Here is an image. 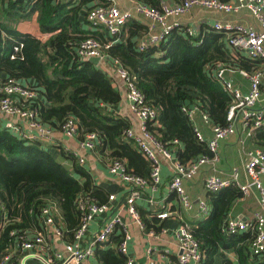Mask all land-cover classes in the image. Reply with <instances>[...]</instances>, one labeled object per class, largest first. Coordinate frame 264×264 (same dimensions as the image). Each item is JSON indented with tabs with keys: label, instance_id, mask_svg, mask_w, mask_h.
<instances>
[{
	"label": "trees",
	"instance_id": "obj_1",
	"mask_svg": "<svg viewBox=\"0 0 264 264\" xmlns=\"http://www.w3.org/2000/svg\"><path fill=\"white\" fill-rule=\"evenodd\" d=\"M94 1L0 0V73L5 75L0 79L14 77L36 87L39 97L31 109L37 111L39 122L60 130L73 116L81 137L97 132L103 155L125 161L129 173L148 178L152 163L126 138L131 122L101 105L119 103L121 92L110 75L78 54V46L92 32L82 27V10L88 5L90 9ZM138 1L152 7L160 5V0ZM31 15L37 16L42 36L10 27L15 17ZM146 29L130 19L120 33H127V37L113 44L109 55L128 70L146 102L161 110L159 121H150L147 127L167 148L176 151L181 163L211 156L207 139L197 137L195 124L184 108L197 105L212 126H226L232 95L224 89L218 71L228 67L251 72L263 60L230 48L224 32L191 35L184 26L158 45L141 51L137 40ZM20 42L23 48L12 58L13 47ZM250 140L264 147V126L257 128ZM61 156L72 167L56 159L41 142L20 138L0 123V255L16 250L25 232L30 231L29 236L44 230L42 209L50 199L56 200L61 210L58 226L65 241H73L82 224L85 212L78 206L80 197L92 198L98 204L108 200V192L95 185L93 176L73 154L63 151ZM243 197L236 184L208 193L210 213L189 223L200 244V264H215L216 255L230 249L236 257L223 255L222 264H264V252L255 254L251 249L253 229L236 234L225 231L234 204ZM149 215L150 219L142 215L147 229L158 231L160 219ZM14 230L17 234L12 237ZM121 239L115 234V247L96 250L100 264L126 262L117 248Z\"/></svg>",
	"mask_w": 264,
	"mask_h": 264
},
{
	"label": "built area",
	"instance_id": "obj_2",
	"mask_svg": "<svg viewBox=\"0 0 264 264\" xmlns=\"http://www.w3.org/2000/svg\"><path fill=\"white\" fill-rule=\"evenodd\" d=\"M194 7H201L214 12L231 15L242 10H247L257 21V25L238 24L235 26H224L217 22L214 30L226 34V42L230 48L240 51L247 57L262 59L263 62L251 72L234 68L223 67L218 71L224 89L232 95V103L228 110L226 126H212L208 116L200 110L197 105L184 108L195 124V131L200 140L204 139L203 133L197 121L196 115L202 116L205 123L212 126V137L208 140V147L211 156H202L189 163H181L179 158L174 157L176 151L167 148L148 129L147 123L158 122L161 110L149 105L143 92L137 87L127 69L119 60L112 58L108 51L117 43L121 36L123 26L133 19L135 14H140L146 19V31L138 38V48L141 51L150 46L163 42L177 27H182L180 18L186 15ZM89 24L95 29H102L105 35H89L78 46V54L83 59L100 57L101 61L110 58L116 66L119 78L125 88V97L130 104L132 112L139 121L138 127L131 126L126 131V138L132 141L139 151L152 163V170L148 178L129 173L126 162L120 159H109L107 163L110 173L116 176L122 184L127 186V194L121 202L120 211L111 217L103 226L92 234L87 246H82L81 241L86 235L94 218L105 213L109 208L108 202L116 200L115 195H109L108 200L98 204L94 199L80 197L78 206L85 212L82 224L78 228L73 241L63 239V230L58 226V219L55 211H58V202L50 199L42 209L43 231L32 232L28 236L25 232L21 241L17 243L16 250L0 255V264H83L90 257L95 255L96 248L101 245L110 246L111 237L119 224L122 223L121 213H127L141 228L152 236H158L154 229L148 230L138 210V201L145 196V189L152 187L157 189L162 182L163 161L170 162L174 167V173L170 180V189L185 210L190 212L194 208V202L186 191L185 182L191 181L200 171L202 166L219 159V147L223 140L238 134L242 131L243 140L250 139L257 128L264 126V109L258 104L262 100L264 88V0H160L159 7H152L136 0L132 9H121L113 0H95L93 6L84 12ZM187 30L191 35H196V29L191 26ZM23 48V43L13 47L12 58ZM227 71H237L244 78L248 79L249 87L244 91L232 79L225 76ZM39 97V92L29 82L9 77L0 79V112L6 116L2 127L8 130H32L34 133H23L20 138L35 140L39 139L46 143L54 139L55 129L46 126L38 121L37 111L31 109L32 103ZM106 107V104L101 103ZM60 131L68 138H80V146L75 151H70L80 165L85 164V157L81 151L99 150V134L90 131L84 137L80 136L78 122L73 116L68 117L62 124ZM16 135V134H14ZM178 143V141H175ZM246 162L244 172L247 177L245 183L240 182V172L233 169L228 177L217 174L209 175L205 180V187L209 192H219L232 184L238 185L244 196L256 188L259 192V204L261 210L254 215V223L241 220L238 217L229 215L225 225L228 234H236L253 229L255 238L251 249L255 254L264 252V147L258 146L246 150ZM150 203L154 198L149 197ZM199 212L202 216L210 213V207L205 200L199 202ZM159 219L169 216L168 212H159ZM3 221L1 227L5 224ZM49 229L62 241L63 248L56 249L48 237ZM17 232L11 231L10 236L15 237ZM175 236L179 243L180 253L179 264H200L202 252L198 240L192 233V227L187 222L175 230ZM132 240L131 234L126 232L117 248L120 253L126 256L124 264H133L132 258L128 256L129 244Z\"/></svg>",
	"mask_w": 264,
	"mask_h": 264
},
{
	"label": "crops",
	"instance_id": "obj_3",
	"mask_svg": "<svg viewBox=\"0 0 264 264\" xmlns=\"http://www.w3.org/2000/svg\"><path fill=\"white\" fill-rule=\"evenodd\" d=\"M69 1V0H63ZM179 2L181 0H173ZM121 9H132L135 5L136 0H113ZM94 3V2H93ZM92 5V4H91ZM89 5L85 6L82 11H88ZM15 19V18H14ZM13 19V20H14ZM13 20L10 21L11 26ZM133 20L139 21L142 24H146V19L140 14H135ZM220 22L222 25H257L256 19L247 11L242 10L238 13L226 15L220 12H214L201 7H194L186 15L180 18V23L184 26H191L196 29V32L210 31L214 30V25ZM91 30L89 35H105L106 32L102 29L98 30L93 28L86 19L84 13V25L82 26ZM17 27L14 26L13 29ZM18 30V28H17ZM40 30V28H39ZM41 32V31H40ZM121 38L125 39L127 33L120 34ZM42 36V35H40ZM99 67L103 72L110 75L113 80V84L121 92V101L114 105H107L106 109L112 111L114 114L120 117L128 119L132 126L138 127L139 121L132 112L129 102L125 97V88L122 80L119 78L116 66H114L113 60L107 58L105 61H101ZM3 73H0V78L4 77ZM225 76L232 79L236 84H238L244 91H247L249 87L248 79L244 78L237 71H227ZM264 86V85H263ZM264 89V88H263ZM46 103V102H45ZM47 104V103H46ZM259 108L264 109V90L262 95V100L258 104ZM6 116L0 112V123L5 120ZM195 120L197 125L201 129L204 138L207 141L212 137V126L205 123L202 116L197 114ZM3 123V122H2ZM1 123V125H2ZM8 130V129H7ZM16 136H21L23 133H34L32 130H26L22 127L20 130H8ZM243 133L239 130L238 134L232 135L227 139L223 140L219 147V159L214 160L210 163L202 166L198 174L191 180L185 182L186 191L191 196L194 202V208L190 212H185L181 207L176 194L170 189V180L174 173V167L170 162L163 161L162 165V182L157 189H152L148 187L145 189V196L138 201V210L140 216L146 215L150 219V213L156 215L159 212H168L169 216L165 219H160L161 225L159 230L155 231L158 236H152L148 232L142 230V228L127 214L121 213L122 223L116 228L115 233L111 237L110 246L115 247L114 235H121L124 237L125 233L131 234L132 240L129 244L128 256L132 258L133 264H179L178 255L180 253L179 243L175 236V230L182 224V222L190 223L191 221L198 220L203 216L199 212V202L205 200L207 202V196L209 191L205 187V180L211 174H217L222 177H228L233 169H238L240 172V182L245 183L247 177L244 172L245 162H246V150L261 146L259 142L246 139L243 140ZM41 142L48 151H50L54 157L60 161L67 163L72 167V163L67 159H64L61 154L63 151L70 153V151H75L80 146V138H68L62 131L55 130L54 139L48 143L35 139ZM81 153L85 157L84 166L89 173L93 176L96 186L103 187L109 195H115L116 200L108 202L109 208L105 213L97 215L94 220H92L89 225L88 232L83 237L81 244L82 246H87L90 242L92 234L97 231L101 226H103L111 217H114L121 208V202L124 196L127 194V186L122 184L121 181L114 175H112L108 169L107 163L109 158L101 153L100 150H83ZM174 157L177 158V154L174 153ZM262 182L264 184V175L262 177ZM149 197L154 198V203H150ZM261 210L259 204V192L253 187L251 192L238 200L230 214L241 220L254 223V215L257 211ZM56 218L61 220V210L55 211ZM158 218V216H157ZM159 219V218H158ZM58 220V221H59ZM154 229V228H151ZM148 229V230H151ZM48 237L54 248L62 249V241L54 234L53 229H49ZM108 245H101L100 249H110ZM115 249V248H114ZM236 257L233 249L220 251L216 255L215 264H222L224 256ZM125 256V255H124ZM32 264H39L37 262ZM83 264H100L97 258L96 251L93 257H90Z\"/></svg>",
	"mask_w": 264,
	"mask_h": 264
},
{
	"label": "rangeland",
	"instance_id": "obj_4",
	"mask_svg": "<svg viewBox=\"0 0 264 264\" xmlns=\"http://www.w3.org/2000/svg\"><path fill=\"white\" fill-rule=\"evenodd\" d=\"M14 26H16L21 32L30 33L35 36L41 35L36 15H31L29 17L23 18L19 16L15 17L10 27L13 28Z\"/></svg>",
	"mask_w": 264,
	"mask_h": 264
},
{
	"label": "water",
	"instance_id": "obj_5",
	"mask_svg": "<svg viewBox=\"0 0 264 264\" xmlns=\"http://www.w3.org/2000/svg\"><path fill=\"white\" fill-rule=\"evenodd\" d=\"M88 60L93 62L97 66H99V64L101 62L100 57H90Z\"/></svg>",
	"mask_w": 264,
	"mask_h": 264
}]
</instances>
